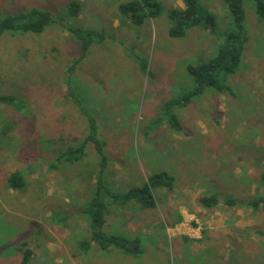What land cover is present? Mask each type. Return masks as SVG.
<instances>
[{
  "label": "rangeland",
  "instance_id": "374dc122",
  "mask_svg": "<svg viewBox=\"0 0 264 264\" xmlns=\"http://www.w3.org/2000/svg\"><path fill=\"white\" fill-rule=\"evenodd\" d=\"M70 1L78 2V16L69 14ZM130 1L0 0L1 17L37 8L53 19L40 33L0 34V264H22V244L31 253L25 264H264V202L248 204L264 199V20L244 0L248 40L226 79L233 94L208 88L171 108L176 131L163 105L192 90L186 66L216 54L231 14L224 0H199L215 31L194 26L175 38L168 11L184 0H157L158 14L140 9L127 18L118 7ZM71 29L92 39L75 63L82 42ZM82 109L104 142L108 190L123 192L160 171L175 179L172 189L154 185V209L145 208L153 211L134 228L121 219L131 235L141 234L138 257L94 242L85 253L79 246L90 241L83 211L100 164L90 144L80 160L57 155L89 133ZM14 171L25 180L20 190L7 182ZM212 194L219 204L203 207L197 197ZM109 207L111 228L117 221Z\"/></svg>",
  "mask_w": 264,
  "mask_h": 264
},
{
  "label": "trees",
  "instance_id": "16d2710c",
  "mask_svg": "<svg viewBox=\"0 0 264 264\" xmlns=\"http://www.w3.org/2000/svg\"><path fill=\"white\" fill-rule=\"evenodd\" d=\"M251 1L255 5L259 19L264 20V0ZM224 2L231 14L232 27L224 33L222 44L218 47L216 54L208 60L186 66L188 74L193 79L194 87L188 93L163 105L166 113L165 120L176 131L180 130V124L171 108L175 109L186 106L193 96H199L208 88H212L220 93L227 92L233 94L226 79L237 71L248 38L244 27V0H224ZM160 7V2L157 0H131L130 2L120 4L118 10L122 16L129 18L135 17L137 10L145 9L147 15L152 17L160 12ZM68 12L72 17L78 16V2L70 1L68 3ZM168 17L172 21V26L168 29V35L171 37H182L185 35L187 29L194 26H202L212 33L215 31V18L213 14L202 6L199 0H184V7L171 8L168 11ZM51 22H53V19L50 13L33 8L27 12L13 15L8 14L4 17L0 16V34L6 30L40 33ZM71 30L77 34V37L82 42L81 55L75 59V63L84 57L92 39L90 31ZM0 100H2V97H0ZM82 112L88 118L89 133L74 147L71 146L66 152H60L57 155V160L67 162L77 161L86 154V147L90 144L100 164L95 190L89 204L83 211L89 217L90 241H82L79 246L85 253L91 247L90 242H94L102 251L113 247L126 255L138 257L143 252L140 237H129L104 231L103 227L107 212L106 198L108 199V203L124 205L129 201H135L141 208H153L155 201L151 192L152 187L154 185H161L171 188L174 177L161 172L153 174V176L151 175L141 186L130 187L123 193H113L110 189L108 190L103 175L104 169L108 165L104 154V142L97 138L95 119L85 109H82ZM260 180L262 186H264V168L260 173ZM7 182L10 187L20 190L23 188L25 180L22 173L14 171L8 176ZM261 202H264L263 197L256 196L248 204L256 209ZM199 203L203 207H215L219 204V198L217 194L206 195L199 199ZM225 203L234 205L235 201L228 199ZM24 246L25 244H22L19 248V250L23 251L22 264L29 261L31 254L30 251L22 249Z\"/></svg>",
  "mask_w": 264,
  "mask_h": 264
},
{
  "label": "crops",
  "instance_id": "0c3cea01",
  "mask_svg": "<svg viewBox=\"0 0 264 264\" xmlns=\"http://www.w3.org/2000/svg\"><path fill=\"white\" fill-rule=\"evenodd\" d=\"M184 7V6H183ZM183 7H180V8H183ZM108 167V166H107ZM157 173H161V171L160 172H157ZM157 173H153V174H157ZM175 180V179H174ZM174 182V181H173ZM143 183H141L140 185H138V186H141ZM108 185V184H107ZM133 187V186H132ZM156 188H158V187H163V186H161V185H156L155 186ZM165 187V186H164ZM154 188V186L152 187V189ZM168 188V187H167ZM173 188V185H172V187L171 188H168V189H172ZM189 189H190V187H188ZM121 189H125V188H121ZM129 189V188H128ZM127 189H125L123 192H125ZM155 190L156 189H154V194H155V196L159 199V192H155ZM113 192V191H112ZM123 192H117V193H123ZM151 192H152V190H151ZM185 193H187V191H185ZM153 195V194H152ZM202 196H204V195H199L198 197H197V199H198V201H199V199L202 197ZM153 198H154V201H155V203H156V200H155V197L153 196ZM170 198H168V200L167 201H169L170 202ZM113 203H108L107 202V212H106V215H105V224H104V227H103V229H104V231H106V232H111L112 230H114V228H116V231L117 232H119V233H121L120 235H122V234H124V236H129V237H135V236H138V237H140V235L141 234H130L127 230L128 229H125V224L123 223V221H121V219L123 218V216H125V218L126 219H128V221H126L125 220V223H127L128 225H129V227H131V228H134V225H137V223H135L134 222V220L135 219H137V218H140V217H142V219H144V217L146 216V215H149V214H151L152 212L151 211H153V209L152 210H149V209H145V208H141L140 206H139V204H137L135 201H129V202H127L126 204H124V205H119V204H113V208H115V209H111L112 210V212H114V211H116V215L114 216L115 217V220L117 221V222H120V223H117V222H113V224L111 225V228H109V226H107V223H106V217H107V213H109L108 211H109V208H112V207H109L110 205H112ZM158 204V203H157ZM181 215L183 216V214L181 213ZM182 217H179L178 219H181ZM148 219V218H147ZM149 222V221H148ZM148 222H144V224H146V223H148ZM143 224V225H144ZM106 226H107V229H106ZM150 233H151V231H149ZM195 233H196V231H194ZM132 233V232H131ZM143 234H145V233H143ZM195 236H198V235H195ZM109 249V248H108Z\"/></svg>",
  "mask_w": 264,
  "mask_h": 264
}]
</instances>
